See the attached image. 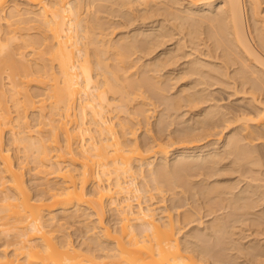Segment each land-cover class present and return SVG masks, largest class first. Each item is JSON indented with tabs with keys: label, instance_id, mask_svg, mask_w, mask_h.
<instances>
[{
	"label": "bare ground",
	"instance_id": "bare-ground-1",
	"mask_svg": "<svg viewBox=\"0 0 264 264\" xmlns=\"http://www.w3.org/2000/svg\"><path fill=\"white\" fill-rule=\"evenodd\" d=\"M17 1L23 4L0 0V239L9 242L6 248L15 247L12 254L0 251V264H264L263 239L259 240L264 236V184H258L263 177L250 169L264 162V0ZM116 18L120 20L115 23ZM139 19L150 27L138 31L134 27L132 36L127 33L115 42L107 39V29L128 24L124 29ZM32 23L42 29L40 35L31 36V28L24 27ZM177 33L184 34L174 48L152 55ZM189 43L192 50L184 51ZM180 57L187 61L175 75L177 66L169 68ZM230 67H235L232 76ZM120 69L126 71L124 76ZM131 70L135 72L127 74ZM189 75L200 79L184 83L174 99L164 95L172 100L167 104L173 111L186 101L193 123L195 119V126L177 130L178 141H198L220 124L237 127L230 130L223 151L220 140L200 151L179 147L173 163L170 157L176 148L168 139L160 134L142 145L129 122H116L111 113L128 114L135 96L148 99L143 98L146 88ZM207 79L218 80L213 82L217 85L219 81L240 85L243 94L251 96L249 107L258 110L227 112L218 99L219 104L203 112L197 105L212 103L216 96L206 88L194 89ZM33 86L44 91L34 94ZM129 87L135 90L130 92ZM150 113L137 112L147 123ZM14 146L23 150L22 157L14 155ZM230 157L233 161L225 164ZM157 160L161 167L155 165ZM30 163L34 164L30 172L41 181L35 194L29 184L32 178H27ZM234 174L237 184L228 178ZM188 188L197 200L192 211L181 212L185 205L177 202L164 206L167 194L174 192L175 198L179 189L187 203ZM152 191L160 195V202L148 203L156 198ZM108 206L116 210L115 229L106 224ZM203 209L213 219L202 235L199 228L194 232L203 239L213 237L210 242L218 251L195 233L181 242L182 228L196 220L195 210ZM82 215L95 219L86 225L93 243L100 248L103 241L112 243L114 252L97 257L91 249L77 248L69 236L53 237L68 223L62 219L75 221ZM247 228L260 235L248 245Z\"/></svg>",
	"mask_w": 264,
	"mask_h": 264
},
{
	"label": "rangeland",
	"instance_id": "rangeland-1",
	"mask_svg": "<svg viewBox=\"0 0 264 264\" xmlns=\"http://www.w3.org/2000/svg\"><path fill=\"white\" fill-rule=\"evenodd\" d=\"M11 1V3L13 4L15 1L17 2V3H20V4H23V2L22 1H17V0H10ZM12 7H13V5H11L8 9H6V14L8 15L10 12H11V10H12ZM262 8H263V10H264V2H263V5H262ZM102 15V14H101ZM102 16H106V14H104V15H102ZM113 20H115V23H116V21H119L120 20V18H116V19H113ZM141 23H139V22ZM133 24V26H129V27H125L124 29L122 28V27H124L125 25H127L128 26V24H125L124 26L122 25V27L120 28H118V27H115L114 26V28L113 27H111V25L110 26H107L108 28H110V29H107L105 32L107 33V34H109V36L107 37V39H111V40H113L114 41V39H118L119 38V36L121 37V36H124L125 34H127L128 35V37H130V36H132V34H133V32H135V28H137L136 29V31H138V30H145V28H148V27H150V24L147 26V25H145V24H142V21L139 19V20H137V22L136 23H132ZM131 24V25H132ZM135 24V25H134ZM138 24V25H137ZM118 26V25H117ZM25 28H31V29H29V33L31 34V36H38V35H40V32L42 31V29H40V27H39V25L38 24H36V23H32V24H29V25H27V26H24ZM106 27V28H107ZM135 27V28H134ZM140 27V28H139ZM143 27H144V29H143ZM117 28V29H116ZM132 33V34H131ZM182 34H184V33H182ZM180 35V33H179V35L180 36H178V33L175 35V38H177V39H175V38H167V42H165V46H163L162 48H159L158 50H157V52H154L152 55L153 56H155V55H160V54H162L163 53V51L164 50H169V49H171V48H174L175 47V45L177 44L176 42H178V39H180V38H182L183 37V35ZM130 35V36H129ZM126 36V35H125ZM177 36V37H176ZM127 37V36H126ZM169 39V40H168ZM174 40V41H173ZM187 40V39H186ZM116 41V40H115ZM114 41V42H115ZM171 41V42H170ZM174 45V46H173ZM188 48H185L184 49V51H191L192 50V47H191V44L189 43V46L188 45H186ZM185 46V47H186ZM92 47H94L93 45L91 46V48ZM171 47V48H170ZM180 54H182V52H179ZM181 58V57H180ZM146 60H148V58H145ZM183 58H181V59H179V61H178V59L177 60H175V61H177L176 63H175V61H174V63H175V65H173L172 64V66H170V68L169 69H174V67L175 66H177V67H175L176 69H178L176 72H175V75L176 74H179L180 73V70H179V68L181 69L184 65L183 64H185L186 63V61H187V59L185 58V60L183 59ZM206 59V58H205ZM180 60H182V61H180ZM206 60H210V59H206ZM217 62H220V61H217ZM32 64H35V61H32L31 62ZM180 63V64H179ZM174 66V67H173ZM168 68H167V70H165L163 73H165V75L167 74V72H168V70H169ZM234 69H235V67H230V74L234 71ZM179 71V72H178ZM133 72H135L134 70H131V71H129L127 74H131V73H133ZM171 72H174V71H171ZM119 73L122 75V76H124L125 74H126V71L125 70H122V69H120L119 70ZM232 75H234V72L231 74V76ZM168 76V74L166 75V77ZM190 76V75H189ZM189 76L187 77V79H186V77H185V79L187 80V81H185V79L184 78H182V81H174L173 80V82L175 83V82H177V83H173L171 80V83L169 82V79H168V81H166L167 80V78H166V82L164 81V83L160 86H152L151 88H146L145 89V95H143V98L145 97H148V99L146 98V101H145V99H142V98H138L137 96H135L134 98H137V100L136 101H132V103H130V105H129V111H128V114H126V113H119V111H114V112H112L111 113V116L114 118V121H116V122H119L120 120H122V121H126V122H129V124H130V126L131 127H133L134 129H135V131H136V138L138 139V141L140 142V144H142V145H147V143L149 144V142L151 143L152 141H153V139L152 138H159V137H161V135H162V137H163V139L165 138V141L167 140V142H169V143H171V144H173L174 145V142H175V145H174V147H173V145H171V144H169L170 146H171V148H176L175 149V151H173L172 152V154H171V157H170V161L172 162V160H173V163H175V156L177 155V152L180 150L179 149V147H195V149H196V151H200L201 150V148H204V147H206L207 145L208 146H210V145H212V144H217V143H219V141L218 140H220V142H221V145H220V148H223V149H221L222 151L225 149V147H224V145H225V143H226V139L228 138V136L229 135H231V133H233L232 131H230V130H232L233 128H235V127H237V125L236 124H233V126H232V124L228 127V128H225L228 124H225V125H222V124H220L218 127H221V125H222V127L221 128H216V130L214 131H211L212 133H210V134H207V135H205V134H203V137L202 138H200L198 141L197 140H195V141H186V142H179L178 141V136L180 135V133H179V135H178V133H177V130H178V132L180 131H185L184 129H186V128H189V127H193V126H195V119H194V123L192 122L193 121V115H192V113H191V111H190V106L188 105L187 107L185 106L186 105V101H184L185 103L183 104L184 106H182V108L181 109H179V110H177V111H173V109H170V107L171 106H169V104L171 103V102H169V101H172V100H168L167 101V97L169 98V95H170V98L171 99H174L173 98V95H174V97H176L177 96V94H178V92L181 90V86H183L184 85V83H188V82H191V81H193L194 83H195V81H196V83H197V81L200 79V78H198V76H193L192 78H191V76H190V78H189ZM184 79V80H183ZM190 79H191V81H190ZM176 80H178V79H176ZM208 80V79H207ZM216 82L218 81V80H215ZM214 80H208V81H206V83L204 82V84H200V86H197L198 88H195L194 90L195 91H197V90H202V89H207V93H210L211 95L213 94V95H215V96H212V97H210L211 99L213 98V97H215V99L213 100V101H211L212 103H210V102H208V103H200L199 105H197L198 106V108H201V109H203V112H205V110L204 109H206L207 107H208V109L210 108V106L213 104V103H215V104H219L220 102L221 103H223V105L222 106H225L226 107V109H225V111H227V112H230L229 110H231V112L233 111V110H238V112H239V110H240V112L244 109V107H246V108H248V111H251L252 110V112L253 111H255V112H253V113H256V110H258V109H256L255 110V108H251V107H249V99H250V95H248V93H246L245 92V95L243 94V92L242 91H244V90H242V88L240 89V87L238 86V85H235V84H228V83H226L225 84V82H222V83H224V85L223 84H221V82L219 81V83H218V85H217V83L215 84V83H213V82H215ZM221 81H223V79L221 80ZM231 81V80H230ZM4 82L6 83V87H7V89H10V84H9V78H8V74L7 73H4ZM209 82H212V83H210L211 85H217V86H214V87H211V85H209ZM233 82V80L231 81V83ZM193 83V85H195ZM205 84L207 85L206 87H205ZM174 85V86H173ZM192 85V86H193ZM201 85H203V86H201ZM220 85V86H219ZM222 85V86H221ZM227 85V86H226ZM231 85V86H230ZM173 86V87H172ZM171 87H172V89H171ZM232 87H234V88H232ZM236 87H238V88H236ZM162 88V89H161ZM174 88V89H173ZM210 88V89H209ZM197 89V90H196ZM236 89H237V92H236ZM30 90H31V92L32 93H41V92H43L44 91V88L43 87H38V86H33V87H31L30 88ZM129 90H130V92H133L135 89H132V88H130L129 87ZM194 90H191V91H194ZM242 90V91H241ZM214 92V93H213ZM238 92H241V93H238ZM165 93H168L167 95L165 94ZM206 93V92H205ZM236 93H238V94H236ZM111 94V93H110ZM109 94V95H110ZM164 95H165V97L166 98H164ZM176 95V96H175ZM179 95V94H178ZM248 95V96H247ZM113 97L114 95L112 94V95H110V97ZM118 97L120 96L119 94L117 95ZM172 96V97H171ZM250 96V97H249ZM217 98V99H216ZM220 98L222 99L221 101H220ZM218 99H219V103H218ZM243 99H245V100H243ZM217 100V101H216ZM146 102V104L147 105H144L143 104V102ZM246 101V102H245ZM169 102V104H167ZM10 103V106H11V108H12V110H15V108H14V105H13V103L12 102H9ZM221 103L219 104V105H221ZM225 104V105H224ZM228 104V105H227ZM171 105V104H170ZM214 105V104H213ZM228 107V108H227ZM172 108V107H171ZM230 108V109H229ZM238 108V109H237ZM240 108H242V109H240ZM244 109L243 111H245V110H247V109ZM251 110H250V109ZM140 109H145V110H151V113L149 114V123H147V121H146V119H145V117H143V116H140V115H138L137 114V112H138V110H140ZM208 109H206V110H208ZM176 110V109H175ZM236 112V111H235ZM30 121H31V123H32V125H34V124H36V121H35V114H31L30 115ZM190 122H192L191 123V125H190ZM192 124H193V126H192ZM189 125V126H188ZM235 125V126H234ZM186 127V128H185ZM183 128V129H182ZM226 129V130H225ZM222 130H223V132H222ZM162 131V132H161ZM182 131V132H183ZM215 132V133H214ZM221 132V133H220ZM177 133V134H176ZM161 134V135H160ZM213 134H215V136L213 135ZM218 134V135H217ZM225 135V136H224ZM159 136V137H158ZM177 138H176V137ZM206 138H205V137ZM168 137V138H167ZM170 137V138H169ZM179 137H181V135L179 136ZM173 138V139H172ZM170 139V140H169ZM175 139V140H174ZM6 140H7V143L9 144V142H8V140H9V134H7V136H6ZM217 140V141H216ZM174 141V142H173ZM224 141V142H223ZM173 142V143H172ZM176 142H178V143H180V144H178V143H176ZM223 142V143H222ZM181 145H183V146H181ZM187 145V146H186ZM199 147V148H198ZM213 146H210V148H212ZM15 148V149H14ZM198 148V149H197ZM13 149H14V155H17V157L19 158V156L20 157H22V155L24 154L22 151L23 150H21V148H18V147H13ZM17 149H19V151L17 150ZM179 149V150H178ZM200 149V150H199ZM262 150V149H261ZM177 151V152H176ZM263 151H264V149H263ZM262 151V152H263ZM261 152V153H262ZM175 155V156H174ZM262 155H264V153H262ZM174 156V157H173ZM261 157V156H260ZM259 157V158H260ZM231 158V157H230ZM228 158L227 160H226V162H224L225 164H228L230 161H233V159L231 158ZM262 158H264L263 156H262ZM172 159V160H171ZM159 160H161V159H159ZM260 160H261V158H260ZM262 162L264 161L263 159L261 160ZM160 162H162V161H155V165L157 164V168H158V166H160L161 167V163ZM170 162V163H171ZM172 163V164H173ZM263 164H264V162H263ZM263 164H261L260 166H262V167H260V166H258L257 168L259 169V171H258V169L256 168V167H251L250 169H253L252 171L256 174L257 172L263 177H261L262 179L261 180H259L260 182H262V183H260L259 181V183L258 184H260V185H263L264 184V166H263ZM34 166V164L33 163H30L29 165H28V169L26 170L27 171V178H28V180H29V178L31 177L32 178V180L31 181H29V184L30 185H32L33 186V193L35 194V193H37V191L39 190V188L36 186L38 183H40L41 181L36 177L35 178V176H34V173H33V171L32 172H30V168H32ZM256 168V169H255ZM260 168H262V170L260 169ZM257 171V172H255V171ZM250 171V170H249ZM251 172V171H250ZM261 172V173H260ZM252 173V172H251ZM254 173H252V175L254 174ZM258 173L255 175L254 174V176H258ZM29 175H31V176H29ZM144 175H146V177H147V179L150 181L151 180V177H150V174H149V171H148V169H146V171H145V174ZM235 175V174H234ZM231 175L230 177H228L229 179H230V182L231 183H235V182H238V175ZM248 175H250V176H248L250 179H251V174H249L248 173ZM259 178V177H258ZM198 179H200V178H198ZM197 179V180H198ZM201 179H202V177H201ZM200 179V180H201ZM249 180V179H248ZM246 183H248V181L246 180L245 181ZM242 183V185H240L242 188H244L245 186H246V183ZM51 183H53V181L51 182ZM257 183H254L255 185L257 184ZM139 184L141 185V186H143L144 184H145V182H144V180L140 177L139 178ZM151 184H153V183H151ZM235 184H237V183H235ZM189 187V186H188ZM240 187V188H241ZM177 190V189H176ZM175 190V191H176ZM190 190H192V188H188L187 189V193L188 192H190V193H188L187 194V196L189 197V201L186 203L185 202V200H186V198L184 197V196H182V194H180V192L179 191H181L180 189L178 190V191H176L177 193V195H175V198H174V192H170V193H168L167 194V196L169 197V200L167 201V202H165L164 203V206H170L171 207V205L173 204V202H177V205H180V206H182V204L183 205H185V206H183L182 208H180L179 210L182 212V211H184V210H188V209H194L196 206H197V200H196V198H195V195H191V191ZM192 191H194V190H192ZM179 192V193H178ZM152 193H154V194H156V198L152 201V202H148L149 204L150 203H157V202H160V200H161V197H160V195L156 192V191H152ZM193 193V192H192ZM180 194V195H179ZM171 195V196H170ZM182 197H184L185 198V200L182 198ZM172 198H174V199H172ZM175 200V201H174ZM179 202H178V201ZM146 201V199H143V202H145ZM135 202H137V201H135ZM134 202V203H135ZM191 204H190V203ZM147 202H146V204H148ZM185 203V204H184ZM189 203V204H188ZM145 204V203H144ZM190 205V206H189ZM191 205L192 206H194V208L193 207H191ZM84 208V207H83ZM263 208H264V206H263ZM75 209L76 208H71L69 211H75ZM163 209V208H162ZM161 209V210H162ZM165 209V208H164ZM83 210V209H82ZM161 210H158L157 212L158 213H161L162 211ZM191 210V211H192ZM59 211V210H58ZM58 211H55L54 213L56 214ZM115 212H113V210H111V207L110 206H108V208H107V214H106V224L108 225V226H110V227H112V228H116L117 227V225H116V223L118 222H116V219L117 218H114V217H116L117 215H116V210H114ZM195 212V215H196V217H195V221L193 222V223H191V224H189L188 226H186V227H183V226H180L181 228H182V230H181V233H180V239H181V242H183L184 241V239H185V236L189 233V234H196V232H194V231H196L198 228H199V230H197L198 232L197 233H199V231H201L200 232V235H202L201 233L203 232L204 233V230L203 229H205L206 227H207V225L206 224H209L210 223V221L213 219V215L212 216H207L206 214H207V212L203 209V211L201 210L200 212H198V211H194ZM59 213V212H58ZM113 213H114V217H113ZM173 214H175V219H177V210H173ZM116 215V216H115ZM162 215V214H161ZM203 217L202 218V220H199V218L201 219V217ZM207 216V217H206ZM198 218V219H197ZM95 219L94 218H92V219H90V220H86V217L85 216H81L79 219H77V220H75V221H69L68 219H62V223H67L66 225H65V227L64 228H57V232L55 233L56 234V236H54L53 235V237H57V240H61V239H67L68 238V236H69V238H70V240L74 243V245L75 246H77V248L78 247H80V249L82 248H84V249H88L87 251H89V249H91L89 252L91 253V251H92V255H96L97 257L99 256V257H102V258H105L108 254L107 253H109L110 254V252H112L111 251V249H112V247H114V245L112 244V243H109V242H106V241H103L104 243L102 244V247L100 248V246H97L98 244H94L93 243V237H94V235H92V234H88L87 232V227H86V225L87 224H92V221H94ZM204 221V222H203ZM201 222H203V224H200ZM94 223V222H93ZM118 224V223H117ZM201 225V226H200ZM210 225V224H209ZM208 225V226H209ZM116 226V227H115ZM178 226L179 225H177L176 226V228H178ZM205 227V228H204ZM244 227V226H243ZM200 228L202 229V230H200ZM248 230V232L247 233H245L244 235L245 236H247L246 237V239L244 240V243L245 244H249V242H250V240L252 239V240H255V239H259L260 238V235H258L259 237H257V235L256 236H254L255 235V233H254V228L253 229H251V230H249L248 228L246 229V231ZM253 231V232H252ZM206 232V231H205ZM250 232V233H249ZM53 233H54V231H53ZM207 233V232H206ZM205 233V234H206ZM252 233H253V235H252ZM251 234V235H250ZM196 235H198V234H196ZM200 235H198L199 237H200ZM204 235V234H203ZM242 235H243V233H242ZM243 235V236H244ZM249 235H250V237H249ZM67 236V237H66ZM65 237V238H64ZM252 237V238H251ZM254 237V238H253ZM256 237V238H255ZM262 237V236H261ZM211 238V237H210ZM209 237H207V236H205L204 235V239H203V237L201 236L200 237V239H202V241L204 240V241H206L205 243H208L207 241H209V243L212 245H215L216 246V243L214 244V243H211L210 241L213 239V237H212V239H210ZM263 239V240H262ZM249 240V241H248ZM259 240H262V245H264V236L262 237V238H260ZM6 242V243H5ZM213 242H215V240L213 241ZM5 244H9V242L7 243V240L5 239V238H1L0 239V251L1 250H7L8 252H11V254H12V252L14 251L13 249L15 248V247H12V246H7V247H10V248H6V245ZM218 244V243H217ZM247 244V245H248ZM214 246V248H215V250L216 251H218V249H219V247H215ZM102 248H104V250L102 249ZM83 249V250H84ZM84 252V251H83ZM89 252H87V253H89ZM114 252V251H113ZM232 252V251H231ZM230 252V250H229V253H231ZM84 253H86V252H84ZM228 253V252H227ZM232 253H234V252H232ZM244 259V258H243ZM246 260V259H245Z\"/></svg>",
	"mask_w": 264,
	"mask_h": 264
}]
</instances>
